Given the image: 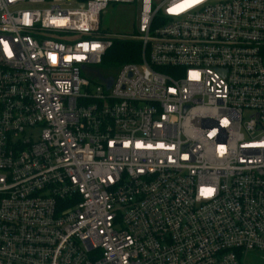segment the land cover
Returning a JSON list of instances; mask_svg holds the SVG:
<instances>
[{"label": "built area", "instance_id": "obj_1", "mask_svg": "<svg viewBox=\"0 0 264 264\" xmlns=\"http://www.w3.org/2000/svg\"><path fill=\"white\" fill-rule=\"evenodd\" d=\"M113 4L132 32L101 29ZM115 39L138 59L101 73ZM248 251L264 254V0H0V264Z\"/></svg>", "mask_w": 264, "mask_h": 264}, {"label": "rangeland", "instance_id": "obj_2", "mask_svg": "<svg viewBox=\"0 0 264 264\" xmlns=\"http://www.w3.org/2000/svg\"><path fill=\"white\" fill-rule=\"evenodd\" d=\"M134 18L135 11L130 5H109L101 14L100 27L110 34L130 33L133 31ZM96 80V78H91V87L98 84ZM240 262L241 264H263L264 254L257 251H248L242 255Z\"/></svg>", "mask_w": 264, "mask_h": 264}, {"label": "trees", "instance_id": "obj_3", "mask_svg": "<svg viewBox=\"0 0 264 264\" xmlns=\"http://www.w3.org/2000/svg\"><path fill=\"white\" fill-rule=\"evenodd\" d=\"M138 59V47L135 41L115 39L103 55L99 64L101 73H113L124 62H135Z\"/></svg>", "mask_w": 264, "mask_h": 264}]
</instances>
